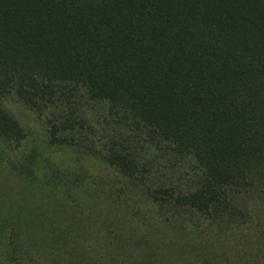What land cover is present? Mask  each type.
Masks as SVG:
<instances>
[{
	"label": "trees",
	"instance_id": "trees-1",
	"mask_svg": "<svg viewBox=\"0 0 264 264\" xmlns=\"http://www.w3.org/2000/svg\"><path fill=\"white\" fill-rule=\"evenodd\" d=\"M10 97L130 182L189 161L168 203L210 227L264 194V0H0V139L20 141ZM199 264H264V244Z\"/></svg>",
	"mask_w": 264,
	"mask_h": 264
},
{
	"label": "rangeland",
	"instance_id": "rangeland-1",
	"mask_svg": "<svg viewBox=\"0 0 264 264\" xmlns=\"http://www.w3.org/2000/svg\"><path fill=\"white\" fill-rule=\"evenodd\" d=\"M3 106L24 139H0V264L10 235L15 258L25 264H199L264 244V194H237L250 216L210 227L168 203L193 191L189 161L172 158L130 182L103 161L52 141L50 127L14 97ZM136 229L147 239L139 240Z\"/></svg>",
	"mask_w": 264,
	"mask_h": 264
}]
</instances>
